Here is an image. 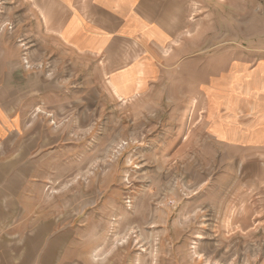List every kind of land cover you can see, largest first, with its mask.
Returning <instances> with one entry per match:
<instances>
[{
  "label": "rangeland",
  "instance_id": "1",
  "mask_svg": "<svg viewBox=\"0 0 264 264\" xmlns=\"http://www.w3.org/2000/svg\"><path fill=\"white\" fill-rule=\"evenodd\" d=\"M158 4L174 42L145 78L135 56L118 90L61 43L57 2L0 0L29 101L0 148V264H264V150L213 139L203 96L264 58V0Z\"/></svg>",
  "mask_w": 264,
  "mask_h": 264
},
{
  "label": "crops",
  "instance_id": "2",
  "mask_svg": "<svg viewBox=\"0 0 264 264\" xmlns=\"http://www.w3.org/2000/svg\"><path fill=\"white\" fill-rule=\"evenodd\" d=\"M52 1L63 12L64 18L55 22L61 43L82 56L102 60L118 90L124 88L118 86L121 75L132 72L138 62L133 64L135 56L146 55V66L141 67L145 78L154 63H161L157 58L161 50L174 42L166 38L162 17L167 12L158 0ZM231 64L216 84L210 82L203 89L207 132L227 145L264 150V58ZM21 84L20 61L0 49V148L17 142L25 128L23 110L29 101L22 99L26 92ZM144 87L145 83L131 96Z\"/></svg>",
  "mask_w": 264,
  "mask_h": 264
}]
</instances>
